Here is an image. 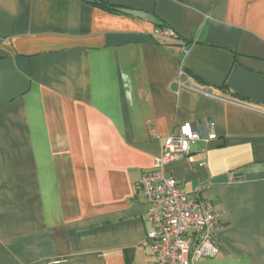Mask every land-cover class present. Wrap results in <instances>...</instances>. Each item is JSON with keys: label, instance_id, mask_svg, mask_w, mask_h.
Returning a JSON list of instances; mask_svg holds the SVG:
<instances>
[{"label": "crops", "instance_id": "1", "mask_svg": "<svg viewBox=\"0 0 264 264\" xmlns=\"http://www.w3.org/2000/svg\"><path fill=\"white\" fill-rule=\"evenodd\" d=\"M102 1L0 0V264H159L136 185L188 122L165 173L223 211L198 264H264V0Z\"/></svg>", "mask_w": 264, "mask_h": 264}, {"label": "built area", "instance_id": "2", "mask_svg": "<svg viewBox=\"0 0 264 264\" xmlns=\"http://www.w3.org/2000/svg\"><path fill=\"white\" fill-rule=\"evenodd\" d=\"M154 35L173 38L175 32L156 27ZM179 83L183 85L181 81ZM215 138L212 124L206 141ZM200 139L194 123L181 125L167 136L153 169L144 173L136 185V191L147 202L145 217L152 225L147 244L159 264H198L220 252L216 234L223 225V211L201 195L206 185L190 194L181 188L175 177L165 173L167 164L190 158L192 143Z\"/></svg>", "mask_w": 264, "mask_h": 264}, {"label": "trees", "instance_id": "3", "mask_svg": "<svg viewBox=\"0 0 264 264\" xmlns=\"http://www.w3.org/2000/svg\"><path fill=\"white\" fill-rule=\"evenodd\" d=\"M93 2H95L96 4L102 5V6L106 7V8H108V9H112V10H115V11H122V9L119 6L103 2L102 0H93Z\"/></svg>", "mask_w": 264, "mask_h": 264}]
</instances>
